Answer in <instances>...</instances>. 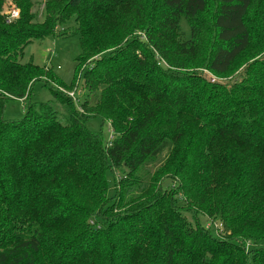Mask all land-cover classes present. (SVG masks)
Instances as JSON below:
<instances>
[{
	"label": "trees",
	"instance_id": "trees-1",
	"mask_svg": "<svg viewBox=\"0 0 264 264\" xmlns=\"http://www.w3.org/2000/svg\"><path fill=\"white\" fill-rule=\"evenodd\" d=\"M13 1L18 18L0 13V264H264V0ZM50 35L77 36L93 104L18 61ZM35 81L52 100L30 101ZM10 99L26 102L21 119L4 118Z\"/></svg>",
	"mask_w": 264,
	"mask_h": 264
},
{
	"label": "rangeland",
	"instance_id": "rangeland-1",
	"mask_svg": "<svg viewBox=\"0 0 264 264\" xmlns=\"http://www.w3.org/2000/svg\"><path fill=\"white\" fill-rule=\"evenodd\" d=\"M8 0H4L0 13L2 15L5 4ZM13 4L17 7L15 2L11 0ZM39 3L42 0H37ZM42 5L37 4V20H41L42 18ZM18 9V7H17ZM19 10V9H18ZM73 22V21H70ZM69 22V23H70ZM183 29L187 30L189 33V28L182 22ZM80 50L78 45V38L76 35H68V36H47L42 40H33L28 43L21 55L18 56L19 62H32L38 64L40 66H46L52 69V73L55 78L63 84V89L70 87V85L74 84V89L72 87V91L76 90V96L78 98L77 105L81 103L84 99L88 100L89 104H93L96 100L97 95L91 96L87 94L86 91L82 88V77L79 78V72L75 70V58L78 56ZM237 72L235 73V75ZM235 75L217 78L218 82L221 83H231L232 79H236ZM56 81V80H55ZM75 87L77 89H75ZM68 94V93H67ZM30 101L32 102H45L48 100H52L53 97L49 89L43 86L42 81H35L32 85L31 92L29 95ZM26 102L22 99H10L5 104L4 109V118L7 120H18L21 119L25 112ZM100 118L94 117L88 120L86 123L87 127L92 131H98L100 127ZM102 130V138L103 141L106 142L110 139V131L107 124H104L101 127ZM106 177L108 180V194H114V182L111 171L106 172ZM212 230L216 233H219L221 227L219 223H215L212 225Z\"/></svg>",
	"mask_w": 264,
	"mask_h": 264
},
{
	"label": "built area",
	"instance_id": "built-area-1",
	"mask_svg": "<svg viewBox=\"0 0 264 264\" xmlns=\"http://www.w3.org/2000/svg\"><path fill=\"white\" fill-rule=\"evenodd\" d=\"M3 14L5 15V19L9 22L19 17V10L11 0H8L5 4ZM205 74L210 77L212 82L217 81L216 77L208 73L207 71H205ZM69 94L73 96V92H69Z\"/></svg>",
	"mask_w": 264,
	"mask_h": 264
}]
</instances>
